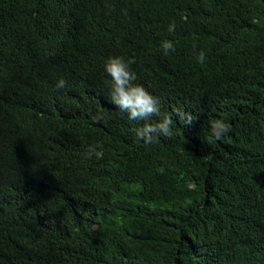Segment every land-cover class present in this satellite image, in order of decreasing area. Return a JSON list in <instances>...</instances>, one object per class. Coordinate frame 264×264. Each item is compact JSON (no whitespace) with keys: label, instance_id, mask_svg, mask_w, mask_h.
<instances>
[{"label":"trees","instance_id":"1","mask_svg":"<svg viewBox=\"0 0 264 264\" xmlns=\"http://www.w3.org/2000/svg\"><path fill=\"white\" fill-rule=\"evenodd\" d=\"M114 56L159 117L111 101ZM0 264H264V0H0Z\"/></svg>","mask_w":264,"mask_h":264},{"label":"clouds","instance_id":"2","mask_svg":"<svg viewBox=\"0 0 264 264\" xmlns=\"http://www.w3.org/2000/svg\"><path fill=\"white\" fill-rule=\"evenodd\" d=\"M169 32L175 31V22L172 21L168 28ZM164 55L175 52V44L171 40H164L161 43ZM197 58L201 64L206 60L203 51L197 54ZM104 70L110 76V99L122 112L126 113L130 120L147 121L151 117L160 116V98L151 94L143 85L134 83L137 80L136 74L130 69L129 62L119 56L109 57L104 63ZM67 81L60 78L56 83V89H64ZM176 116L183 120L185 125H191L196 117L191 112L177 111ZM173 118L166 115L155 124L147 123L143 127L134 129L138 139L143 143L151 145L161 135L165 137L172 136ZM211 136L221 141L232 131L231 125L222 120H214L211 122ZM88 158L93 155L102 156V152H98L92 148L88 153Z\"/></svg>","mask_w":264,"mask_h":264}]
</instances>
